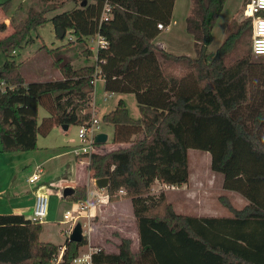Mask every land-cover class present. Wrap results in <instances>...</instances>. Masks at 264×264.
Segmentation results:
<instances>
[{"label":"trees","instance_id":"1","mask_svg":"<svg viewBox=\"0 0 264 264\" xmlns=\"http://www.w3.org/2000/svg\"><path fill=\"white\" fill-rule=\"evenodd\" d=\"M67 1L74 6L51 18L46 10L29 8L12 32L0 38L6 57L0 79L10 86L0 92V150L34 151L38 135L48 134L54 125H87L93 80L100 78L106 92L132 93L140 116L131 117L122 99L104 114L102 121L114 128L113 143L121 146L92 153L86 169L94 179H109L108 201L118 200L120 189L131 200L138 244L134 248L130 238L121 236L117 251L99 248L90 262L264 264V63H253L260 58L245 54L225 64L251 20L231 18L224 40L209 58L213 28L226 0H191L185 20L194 39L195 55L190 57L171 54L153 42L162 31L157 24H170L174 0ZM105 3L111 16L101 20ZM47 21L79 42L99 34L107 46L95 55L87 49L95 62L79 68L56 51L53 66L61 77L27 80L9 56L30 44V33ZM6 28L0 23V32ZM40 106L48 113L41 120ZM189 149L210 154L211 170L222 175L224 189L246 199L243 208L219 196L230 217L184 215L173 211L163 192H151L155 181L177 187L188 181ZM86 197V187L76 186L67 199ZM41 231V223L22 214H0V264H71L85 244L84 238L66 239L63 245L41 241Z\"/></svg>","mask_w":264,"mask_h":264},{"label":"rangeland","instance_id":"2","mask_svg":"<svg viewBox=\"0 0 264 264\" xmlns=\"http://www.w3.org/2000/svg\"><path fill=\"white\" fill-rule=\"evenodd\" d=\"M4 1L7 0H0V3ZM187 2H190V0H176L175 9L173 10L174 19L178 20L177 17L184 16ZM243 5L244 0H226L224 3L213 28V39L208 48L209 58L212 57L224 40L231 18L236 19L238 22L246 19L242 13ZM73 6L74 3L67 0H10L9 6L0 7V17L7 20L8 23L6 24L2 21L7 28L5 32L0 33H6L7 31L8 34L11 33L13 26L26 17L29 8H33L36 11L46 10L45 16L51 18L56 13ZM2 22L0 21V23ZM177 30H179L178 25L174 27V31L171 32L172 35ZM251 30L252 25L248 24L233 50L228 54L229 56L225 57L226 65H230L245 54L250 53ZM168 33H170L168 30L161 31L154 41L157 42L160 39H164ZM30 34L33 41L18 48L9 56L10 59L20 64V68L27 80L49 81L59 79L61 74L57 67L53 66L56 51L70 56L74 68L95 62V51H92L94 55H87V49L91 48L90 46H93V43L79 42L69 31L63 32V37L60 39L51 21H47ZM52 50L54 51L51 52ZM5 59L4 53L0 52V67ZM253 63H264V57L255 59ZM108 95L109 93L104 90V81L98 78L94 84L93 92L99 119V128L96 131L107 135L105 145L97 149L99 153H104L116 147L112 141L113 125L101 120L103 114L115 108L118 100L123 99L131 116L134 118L139 115L137 102L132 93H113L111 97H108ZM105 96L108 99L104 102L102 99ZM47 115V111L40 106L38 108L39 120ZM77 132V125H70L67 131H64L61 126L54 125L48 134L38 135L37 141L40 148L37 150L20 152H2L0 150V214L12 212L8 204L17 201V197H19L14 195V193H20L23 196L30 194L32 184L28 183L27 177L31 173L32 167L40 165L43 169L41 180L35 184L37 186L42 185L43 191L48 195V214L43 222V230L40 234L41 241L63 245L71 233L64 232L67 225L62 224L65 210L72 209L74 203L62 197L63 189L68 187L64 184L73 181L78 184H85L88 179L86 165L89 156L80 155L77 158L76 154L71 152L79 144ZM63 152L64 154L59 155V153ZM188 155V181L179 187L153 183L151 192L154 195L163 192L167 203L171 205L176 213L188 215H208L212 213L211 216L229 215L230 213L224 208L219 198V195L224 193L222 180L218 173L211 170V160L208 153L190 149ZM117 194L119 197L123 196V194L118 192ZM87 199L88 197L85 200ZM230 200L236 208L243 206V200H239L237 196ZM120 211L123 213V217H108L106 221L101 223L96 222L94 218H90V220L87 218L79 219L80 222L78 223L82 225L83 238L85 239V244L79 248L77 257L82 260V264L86 263L88 255H91L99 248H103L108 252L117 251L116 245L121 236L130 238L133 241L132 246L134 248L137 246L135 223L130 214H124L126 212L124 205ZM61 252L62 249L60 250ZM71 264L76 263L72 262Z\"/></svg>","mask_w":264,"mask_h":264},{"label":"built area","instance_id":"3","mask_svg":"<svg viewBox=\"0 0 264 264\" xmlns=\"http://www.w3.org/2000/svg\"><path fill=\"white\" fill-rule=\"evenodd\" d=\"M242 13L245 18L251 20L252 30H251V41H250V53L248 54L251 59V55H264V0H247L242 9ZM110 6L105 3L102 13L101 20H107L110 18ZM157 28L164 30L166 27L162 23L157 24ZM86 42L93 43V46L89 48L91 51L97 52L99 48H104L107 46L106 40L99 34L90 35L86 38ZM98 78H94L93 84ZM8 86L4 80H0V92H5L8 89ZM94 92V91H93ZM93 99V94H92ZM108 97H103V100L106 101ZM90 120L88 124L78 125L77 136L79 139V144L73 149V152L76 155H91L92 153L97 152L95 147L94 137L98 133L96 129L99 128L98 123V113L97 107L91 101L90 107ZM43 169L41 166H36L31 175L27 178L28 183L35 184L41 180V174ZM43 187L42 185L40 186ZM119 194H124V190L120 189ZM95 202L93 199H87L85 201H76L73 203L72 209H66L63 214L62 224H66L67 228L65 232L70 233L76 223L80 222V218H87L89 220L90 214L89 209L94 206ZM48 195L46 192H37L35 195V201L32 209V215L30 219L42 223L46 218L48 212ZM61 254L58 256L60 259ZM76 264H82V260L76 258L74 261ZM85 264H92L90 258H86Z\"/></svg>","mask_w":264,"mask_h":264},{"label":"crops","instance_id":"4","mask_svg":"<svg viewBox=\"0 0 264 264\" xmlns=\"http://www.w3.org/2000/svg\"><path fill=\"white\" fill-rule=\"evenodd\" d=\"M175 5H176V0H174L173 10L175 9ZM190 9H191V0H190V2H187L186 12H185L184 16L177 17L178 20L174 19L173 10H172V17H171L170 24L164 29V30H168L170 33H168L164 37V39H160L157 42L153 41L156 46L162 47L165 51H167V52H169L171 54H174V55H187V56H190V57H194V55H195L194 39H193L192 35L189 34L186 31V22H185L186 17L188 16V14L190 12ZM0 21L1 22L4 21L6 24H8L7 20H5L4 18L0 17ZM177 25L179 27V30L174 32V35H172L171 32L174 31V27H176ZM0 34H1L0 38H2V37H4L5 35L8 34V31L6 33H0ZM94 59H95V56H94ZM112 94L113 93H109L108 97H111ZM92 101L96 105V103L94 101V98L92 99ZM137 110H138V107H137ZM128 112H129V110H128ZM138 112H139V110H138ZM129 115L131 116L130 113H129ZM139 116H140V114L137 117H134V118H138ZM69 127L70 126H68V128L66 130H64V131H67L69 129ZM37 144H38V148H40V145H39L38 141H37ZM114 145L116 147L117 146H121V144L120 145L114 144ZM113 148H115V147H113ZM189 150H188V153H189ZM65 152H67V151H65ZM71 152H73V150ZM61 154H64V152L63 153H59V155H61ZM75 156H77V158H78V156H80V155H75ZM208 156L210 158V154L209 153H208ZM210 160H211V158H210ZM79 161H81V160L79 159ZM36 166H40V165H35L34 167H32L31 173L34 171ZM31 173L28 174V177L31 175ZM219 176H220V178L222 180V184H223V177H222L221 174H219ZM87 178H88L87 179V183H85V184H78L76 181H73V182H70V183L66 182V184H64V185L65 186H70V187H73V188H75L76 186H85L86 187L88 199H93L94 202H95L94 206H92L89 209L90 218H94V220L96 222L101 223V222L106 221L108 219V217L109 218L113 217V216H115V217H123V215H122L123 213L120 210H121V207L124 205L126 207V212L124 214H127V215L130 214L133 222L135 223V217H134L133 212H132V204H131V200L129 198H125V197H123L121 195V197L118 200L110 202V201H108V195H107L106 188H103V189L98 188L95 185V183H94L95 179L91 177V173L89 171L87 172ZM154 183H157V184L165 186V184H162L159 181H155ZM35 184L31 185L32 186V190H31L29 195L27 194L26 196H23V195H20V193L19 194L18 193L15 194L13 192L14 195L19 196V197H17V201L10 202L8 204V205H10L9 207H11V211H12L11 213L22 214L26 218H30L31 217L36 193L40 192V191L44 192L43 191V187L42 188L40 187L41 185L37 186ZM152 188H153V184H152ZM222 190L224 191V193L219 195V196L226 197L229 200V202L231 201L230 200L231 198H234V197L237 196L239 200H243V206L241 208H243L247 204L246 199H244L239 193H237L235 191H232V190H227V189H224V188H222ZM230 203L232 204V206L234 208H236L233 205L232 202H230ZM127 207H128V209H127ZM241 208L239 207V208H236V209H241ZM228 212L230 213L229 215L228 214H223V215L211 216V214H212L211 213V214H208V215H192V216H197V217H230L232 214H231V212L229 210H228ZM180 214H182V213H180ZM184 215H188V214H184ZM90 218H89V220H90ZM43 222L41 223L42 230H43V224H44ZM93 226L95 227V225H93ZM135 226H136V224H135ZM41 233H42V231H41ZM135 234L137 236V231H135ZM46 242H48V241H46ZM137 244H138V236H137ZM57 245H62V244H57ZM87 257L89 259L90 255H88Z\"/></svg>","mask_w":264,"mask_h":264},{"label":"water","instance_id":"5","mask_svg":"<svg viewBox=\"0 0 264 264\" xmlns=\"http://www.w3.org/2000/svg\"><path fill=\"white\" fill-rule=\"evenodd\" d=\"M57 30L59 37L62 38L64 31L61 28H58ZM61 128L63 130H66L68 128V125H61ZM106 141H107V135L105 133H101V132L97 133L94 137V142L96 144H102L105 143ZM108 182L109 179L107 177L96 178L94 180L95 185L100 189L107 188ZM73 194H74V188L70 186L65 187L62 191L63 198L70 197ZM82 239H83L82 225L80 223H76L70 235L68 236V240L73 242H80Z\"/></svg>","mask_w":264,"mask_h":264},{"label":"bare ground","instance_id":"6","mask_svg":"<svg viewBox=\"0 0 264 264\" xmlns=\"http://www.w3.org/2000/svg\"><path fill=\"white\" fill-rule=\"evenodd\" d=\"M255 57H257V58H262V57H264V55H262V56H260V55H254Z\"/></svg>","mask_w":264,"mask_h":264}]
</instances>
